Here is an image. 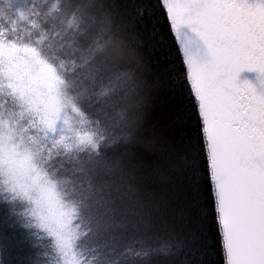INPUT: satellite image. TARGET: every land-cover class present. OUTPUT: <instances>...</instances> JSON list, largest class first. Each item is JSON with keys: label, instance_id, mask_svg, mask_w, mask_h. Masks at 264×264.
Masks as SVG:
<instances>
[{"label": "snow or ice", "instance_id": "obj_1", "mask_svg": "<svg viewBox=\"0 0 264 264\" xmlns=\"http://www.w3.org/2000/svg\"><path fill=\"white\" fill-rule=\"evenodd\" d=\"M157 3L196 104L224 264H264V0ZM114 11L0 0V226L20 230L29 264H208L206 244L129 233L103 183L136 155L146 83ZM184 165L196 188L197 158Z\"/></svg>", "mask_w": 264, "mask_h": 264}, {"label": "trees", "instance_id": "obj_2", "mask_svg": "<svg viewBox=\"0 0 264 264\" xmlns=\"http://www.w3.org/2000/svg\"><path fill=\"white\" fill-rule=\"evenodd\" d=\"M121 38L139 42L131 67L146 82L140 92L143 119L135 132L131 165L123 173L106 177L111 199L128 231L153 237H176L193 243V251L206 244L208 264H224L213 214V200L205 174L200 121L195 101L184 80L185 67L169 31L165 12L157 0H108ZM149 12L139 18L138 7ZM135 99L120 107L135 112ZM195 156L200 170L194 188L185 159ZM20 230L0 226V264H29L31 250L22 243ZM183 257L176 258L180 264ZM152 264H174L154 257Z\"/></svg>", "mask_w": 264, "mask_h": 264}]
</instances>
